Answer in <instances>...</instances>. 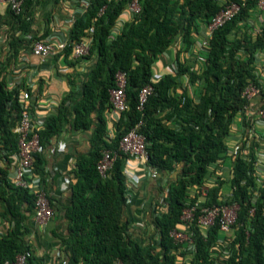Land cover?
<instances>
[{"label": "trees", "instance_id": "obj_1", "mask_svg": "<svg viewBox=\"0 0 264 264\" xmlns=\"http://www.w3.org/2000/svg\"><path fill=\"white\" fill-rule=\"evenodd\" d=\"M130 1L90 0L66 26L68 45L57 54L66 59L73 43L91 38L86 55L93 62L89 72L78 88L71 82V91L62 98L56 114L47 116L44 127L37 130L41 149L64 128L65 120L92 131L90 150L78 156L70 184L65 213L68 234L60 236L62 259L67 264H116L119 260L125 264H264V183H258L253 168L261 143L255 119L264 107V87L250 100L242 96L248 81H255L253 55L264 48V31L253 35L249 25L239 26L259 0H237L242 4L240 12L213 31L198 70L181 60L178 50L176 69L156 81L151 79L157 59L176 40L190 48L200 22L217 13L222 0H138L139 12L112 35ZM31 3L23 0L22 11ZM22 13L12 14L21 20ZM49 29L46 26L43 33L27 40L8 36L7 51L0 57V154L6 158L18 149L15 126L21 86L9 88L4 74L13 68L20 50L45 39ZM118 70L127 73V109L119 114L110 136L104 112L111 108L109 91ZM183 76L189 83L183 82ZM147 83L153 91L139 110L138 93ZM136 125L145 136L148 164L157 170L156 180L163 182L157 184L160 196L153 204L152 232L146 241L134 238L128 221L120 217L128 186L126 155L118 149L119 140ZM236 130L241 137L230 144ZM105 148L114 150L116 157L109 175L102 178L96 163ZM42 161L38 150L33 167L40 176ZM225 161L230 166L224 174L219 165ZM214 177L213 183L207 182ZM204 183L208 188L202 205L237 203L236 221L231 232L223 235L217 223L204 233L195 220L189 224L194 243L189 250L185 243H176L170 232L181 224L183 208L199 198L195 187ZM0 200L9 223L0 236V262L28 254L27 264L32 245L25 234L34 215V194L13 185L8 170L0 167ZM198 214L199 210L195 217Z\"/></svg>", "mask_w": 264, "mask_h": 264}, {"label": "crops", "instance_id": "obj_2", "mask_svg": "<svg viewBox=\"0 0 264 264\" xmlns=\"http://www.w3.org/2000/svg\"><path fill=\"white\" fill-rule=\"evenodd\" d=\"M22 12L19 20L6 4H0L1 58L8 48V36H20L27 40L31 36L40 35L48 26L50 31L45 39L63 37L67 33L66 26L71 23V19L80 14L81 6L80 0H32L28 9ZM129 19L130 16L122 14L116 25L119 27ZM193 37H196V41L199 38ZM180 43H183L182 40H176V43L157 59L154 73L163 75L172 71L175 52L178 51L177 46ZM92 63L91 57L73 59L71 54L66 59L63 55H57L51 60H42L40 56L31 52V47H28L26 50H20L13 68L4 76L9 88L28 86L31 89L34 126L42 129L46 117L56 114L62 98L71 91V82L78 88L77 84L87 75ZM104 115L108 129L113 131L115 114L110 108ZM69 122L71 120H65L64 128L50 139L44 149H39L43 156L42 174L40 176L35 172V176L40 178L53 203V215L45 225L38 224L33 216L29 221L25 239L32 245V257L27 264H62L63 261L60 236L68 234L65 213L66 207L70 205V184L78 156L90 150L89 139L92 132L91 129L75 128ZM229 142L235 143L234 139H230ZM4 155L5 153L0 154V167L8 170V178L11 180L16 164L15 152L9 153L7 158ZM226 162L222 165L224 174L228 173L230 166V162H227L228 164ZM124 168L133 173L135 178L126 179L128 186L126 204L120 211V217L128 221L129 232L134 238L146 241L152 232L150 216L153 204L160 196L157 187L160 181L146 175L138 178L136 173L140 171L139 164L131 158L125 159ZM162 183L161 181L160 184ZM3 211L4 202L0 200V236L5 234L9 225L2 215Z\"/></svg>", "mask_w": 264, "mask_h": 264}, {"label": "built area", "instance_id": "obj_3", "mask_svg": "<svg viewBox=\"0 0 264 264\" xmlns=\"http://www.w3.org/2000/svg\"><path fill=\"white\" fill-rule=\"evenodd\" d=\"M90 0H80L81 12L88 6ZM6 4L14 14L22 12L23 0H0V4ZM241 2L237 0H222L221 8L217 13L211 16L209 19L201 21L199 24V31L194 36V43L190 48L185 49L184 44L180 43L177 46L179 50L181 60H188L192 70H198L205 61V52L209 46V40L214 30L222 27L226 22L234 18L241 10ZM140 10L138 0H131L123 14L130 16V18L137 14ZM249 25L251 33L254 35L261 34L264 30V0H259L256 4L255 10L246 18L239 22V26ZM120 26L115 25L112 28L111 34L118 32ZM68 45L67 35L58 37L56 39H43L37 40L31 46V52L41 57L42 60H51L58 52ZM91 45V38L85 37L79 42L72 44L71 57L73 59L82 58L89 52ZM185 49V50H184ZM175 60L173 62L172 71L176 69ZM254 76L255 81H248L247 85L242 91V96L247 100L252 99L259 92L261 87H264V48L258 49L253 55ZM162 74H153L152 81L158 80ZM181 80V77H178ZM185 84L189 83V79L186 76L182 77ZM115 86L109 91V101L111 105V111L116 116V120L119 118V114L127 109V101L125 94V87L127 84V73L122 70H118L114 77ZM153 91V85L151 83L145 84L141 87L138 93V106L139 110H142L146 103L148 96ZM31 89L28 86L19 88V102L21 109L19 118L15 126L17 132V145L18 149L15 152L16 164L13 174L11 176V182L13 185L26 188L34 194V220L40 224L45 225L53 215V208L50 205V200L47 191L44 188L40 178L35 176L33 167V155L40 149L39 135L37 128L34 126L33 113L31 111ZM141 122V121H140ZM139 122V123H140ZM139 125V124H138ZM138 125L128 130L119 140V151L126 155V158H131L139 164L140 171L136 173L137 177L149 176L156 179L158 172L155 168L148 164L149 155L146 147L145 136L138 130ZM255 127L257 138L260 140L256 148V160L254 162V174L257 177L258 183H264V107L258 112L255 119ZM233 129L235 126L232 127ZM262 129V130H260ZM110 136H111V130ZM241 137L240 131L231 135V139L234 142H238ZM116 152L112 149L105 148L102 150L101 157L96 163V170L102 178H106L109 175V171L112 168ZM220 169H223L222 165H219ZM221 172V171H220ZM126 179H134L135 175L125 170ZM214 178H210L207 182L213 183ZM199 198L195 201H189L186 207L183 208L181 214V224L178 228L171 230L170 235L176 243H185L186 248L189 250L194 249L193 232L189 230V224L196 220L197 225L205 233L206 230L218 224V230L223 235H227L231 232L232 226L236 221V215L238 210V204H226L218 203L212 205H202L206 197L207 184L199 185L195 187ZM257 195V192H254ZM255 198V197H254ZM199 210V214L195 217V213ZM196 218V219H195ZM219 244L222 243V239H219ZM28 254H18L14 260H4L0 264H26ZM227 256V255H226ZM222 259V258H221ZM62 264H67L65 260ZM116 264H125L121 260Z\"/></svg>", "mask_w": 264, "mask_h": 264}, {"label": "rangeland", "instance_id": "obj_4", "mask_svg": "<svg viewBox=\"0 0 264 264\" xmlns=\"http://www.w3.org/2000/svg\"><path fill=\"white\" fill-rule=\"evenodd\" d=\"M231 36H233V35H231ZM231 36H230V37H231ZM234 126H235V125H234ZM226 163H227V162H226ZM227 164H228V163H227Z\"/></svg>", "mask_w": 264, "mask_h": 264}]
</instances>
